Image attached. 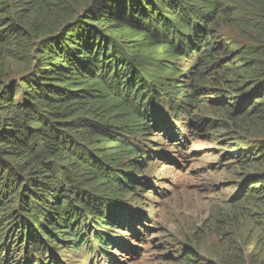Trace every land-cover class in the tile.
I'll list each match as a JSON object with an SVG mask.
<instances>
[{"label":"trees","instance_id":"obj_1","mask_svg":"<svg viewBox=\"0 0 264 264\" xmlns=\"http://www.w3.org/2000/svg\"><path fill=\"white\" fill-rule=\"evenodd\" d=\"M0 19L24 68L0 93V264L18 247L43 264L69 243L111 255L165 102L236 92L264 133V0H0Z\"/></svg>","mask_w":264,"mask_h":264},{"label":"rangeland","instance_id":"obj_2","mask_svg":"<svg viewBox=\"0 0 264 264\" xmlns=\"http://www.w3.org/2000/svg\"><path fill=\"white\" fill-rule=\"evenodd\" d=\"M0 35L1 93L24 68L13 41L7 33ZM196 59L195 54L181 59L185 73L194 69ZM208 94L200 102L206 106L182 114L165 102L164 117H157L161 128L149 133L150 141L138 136L150 150L141 175L146 183L126 199L125 207L133 211L124 224L107 234L118 241L110 246L111 255L98 252L96 242L94 250L83 245L81 251L69 243L56 254L59 264H234L237 256L244 264H264V153L256 151L264 133L231 106L236 92L233 97L218 96L213 89ZM15 252L18 264L27 263L24 248ZM42 253L29 256L33 264H43L36 259Z\"/></svg>","mask_w":264,"mask_h":264}]
</instances>
